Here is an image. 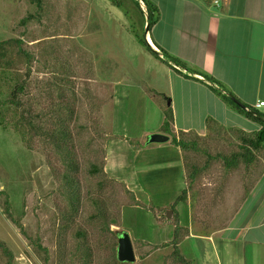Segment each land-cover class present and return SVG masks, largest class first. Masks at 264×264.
Listing matches in <instances>:
<instances>
[{"label": "rangeland", "instance_id": "obj_1", "mask_svg": "<svg viewBox=\"0 0 264 264\" xmlns=\"http://www.w3.org/2000/svg\"><path fill=\"white\" fill-rule=\"evenodd\" d=\"M121 1L126 9L109 0H0V42L22 39L31 56L29 64L14 44L0 66V241L14 264H128L117 260V231L131 236L133 264H183L176 247L188 264H204L212 245L191 228L207 227L214 207L224 208L223 183L208 182L226 173L216 152L240 150L241 141L223 131L196 136L212 123L186 104L181 92L191 90L178 80L169 95L171 68L139 43L144 18L132 0ZM22 84L17 108L12 92ZM183 127L192 133L179 134ZM153 134L170 141L149 144ZM229 184L234 212L247 183ZM255 202L253 194L233 227Z\"/></svg>", "mask_w": 264, "mask_h": 264}, {"label": "crops", "instance_id": "obj_2", "mask_svg": "<svg viewBox=\"0 0 264 264\" xmlns=\"http://www.w3.org/2000/svg\"><path fill=\"white\" fill-rule=\"evenodd\" d=\"M156 2L160 20L147 34L150 46L157 52L159 48L164 49L189 68L216 79L229 94L264 115V106H258L264 103V0ZM179 13L180 20L177 17ZM158 60L169 70L168 65ZM181 71L170 70L166 76L167 89L174 98L173 82L178 80L181 89L188 87L191 93L186 97L183 89L182 98L190 102V107L196 106L202 113L204 111L206 125L209 121L212 123L209 128L198 130V138H208L209 134L223 131L235 140L237 138L239 143L242 135H252L261 130V124L225 103L216 92L217 86L200 75ZM192 129L174 128L183 135L191 134ZM221 152L226 170L224 179H213L208 183H223L219 203H224V208L214 207L212 214L215 216L210 218L209 225L205 228L192 226L191 236L200 238L205 235L212 242L203 258L204 264H264V188L258 189L260 183H264V161L258 157L259 153H255L253 162H243L244 167L239 164L242 159L234 157L240 150L227 148L216 153L221 155ZM209 167V171L215 169L210 164ZM217 171H213L214 174ZM200 173L201 170L196 169L194 176ZM227 183H247L234 212L230 210L233 197ZM253 194L255 211L247 214L243 222H239L241 225L233 227L234 215ZM201 229L208 230V233L196 235ZM196 251L199 250L193 252ZM191 264L201 263L193 258Z\"/></svg>", "mask_w": 264, "mask_h": 264}, {"label": "trees", "instance_id": "obj_3", "mask_svg": "<svg viewBox=\"0 0 264 264\" xmlns=\"http://www.w3.org/2000/svg\"><path fill=\"white\" fill-rule=\"evenodd\" d=\"M33 1L36 2L38 5H40L41 0H33ZM109 1L112 2L113 5L117 6L120 9H126L124 6V3L121 0H109ZM132 1H133L134 5L138 8V10L140 11V13L142 14V16L144 18V20H143L144 21L143 34H141V35L138 33L135 34L136 38L138 39V41L141 45H143L146 49H148L150 52H152V54H154L158 59H160L165 64H167L172 70L179 71V72H182L181 70H187L191 75L197 74V75L202 76L205 81L211 83L213 86H217L216 92L221 96V98L223 99V101L225 103H227L230 107L237 110L241 114L245 115L247 118L253 119L254 121L261 124L262 128L260 131L254 133L252 135L245 134V135L241 136V138H240V141H241L240 152L234 156L237 160H239V158H241L242 161H244L245 163L253 162V160L255 158L254 157L255 153L264 152V115L259 113L255 109L245 105V104L244 105L247 108H249L253 112L257 113V115H259V117L256 115H253L252 113H250L247 110L242 109L237 103V102H239V103H242V102L239 101L236 97H233L231 95V93L229 94V92L225 89V87L223 85H221L216 79L210 77L209 75H206L204 73H201V72H198L196 70L189 68L186 65V63H184L180 59L172 56L166 50L159 48L160 53L162 54V58H161L160 54L150 46V44L148 43V41L146 39V35L151 32L152 27L160 20V11H159L158 7L148 0H132ZM140 2H142L144 4L145 10L141 7ZM126 14L128 15L127 11H126ZM30 18L31 17H28V18L24 19L22 22L24 24H26L30 20ZM146 18H147V20H146ZM14 44L17 45L19 53L24 55L30 64L31 56L28 52H26L22 48V44H23L22 39H11V40L0 42V66L4 62V60H5V62L7 61L6 51L8 48L13 47ZM176 67L181 68V69L179 70ZM28 70L30 71V68ZM24 91H25V86H24V84H22V85H18L12 92V98H13L12 102L17 106V108L22 107V101L19 99V95L24 93ZM222 91H225L227 93H223ZM24 110L25 109L22 108V110H21L22 115L28 114ZM172 118H173V113H172L171 109H169L166 112V120H171ZM167 124H168V122L164 124L163 129L165 130L166 133H169L171 131L170 127H169L170 125L169 124L167 125ZM54 142H55V147L61 151L62 147H61L60 143L57 140H55ZM179 145H181L183 149H188L191 146L194 147V149L197 148L195 143L194 144L193 143H183L182 144L180 141ZM5 203L7 206L6 212L9 214V217L12 218V213L10 212L11 205H10L8 199H6ZM0 250H2L4 252V255L7 257V264H14L13 263V260H14L13 253L11 251H9L8 248L6 247V245L1 241H0ZM174 255L183 264H188V262L181 255V253L177 247L174 249Z\"/></svg>", "mask_w": 264, "mask_h": 264}, {"label": "water", "instance_id": "obj_4", "mask_svg": "<svg viewBox=\"0 0 264 264\" xmlns=\"http://www.w3.org/2000/svg\"><path fill=\"white\" fill-rule=\"evenodd\" d=\"M146 39H147V35H146ZM237 103L242 109L247 110L253 115H256L259 117L257 113L247 108L244 104L239 103V102ZM169 141H170V137L166 134H153L148 139L149 144H165ZM172 215H173V211L171 210L167 211L166 217L168 219H171ZM117 236H118L117 260L120 263H128V264L135 263L137 260V257H136L134 245H133L130 234L126 231H117Z\"/></svg>", "mask_w": 264, "mask_h": 264}, {"label": "built area", "instance_id": "obj_5", "mask_svg": "<svg viewBox=\"0 0 264 264\" xmlns=\"http://www.w3.org/2000/svg\"><path fill=\"white\" fill-rule=\"evenodd\" d=\"M215 4H219L218 3V1H215ZM158 53L160 54V56L162 57V54L160 53V51H158ZM177 69H181V68H178V67H176ZM259 107H261V106H264V103L262 102V103H259V105H258Z\"/></svg>", "mask_w": 264, "mask_h": 264}]
</instances>
